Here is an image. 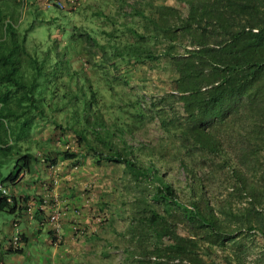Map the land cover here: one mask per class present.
Wrapping results in <instances>:
<instances>
[{"label": "trees", "instance_id": "16d2710c", "mask_svg": "<svg viewBox=\"0 0 264 264\" xmlns=\"http://www.w3.org/2000/svg\"><path fill=\"white\" fill-rule=\"evenodd\" d=\"M27 1L19 24L21 0H0V183L14 184L40 160L52 165L56 154L83 155L44 149L32 136L40 121L72 134L96 161L122 163L153 183L150 201L160 210L143 200L130 215L126 264H264V0H182L183 12L151 0H116L113 13L97 10L92 15L101 16L99 23L72 27L64 38V12L55 7L45 17L35 0ZM36 20L53 23L44 46L28 36ZM162 42L180 44L187 58L174 69L185 121L178 125L182 146L216 156L230 175L228 196L236 194L244 205L211 202L194 166L178 156L188 192L181 200L160 170L165 162L156 145L126 139L134 138L145 112L140 96L123 89L122 68L155 59ZM28 197L19 192L7 200L0 193V210L23 214ZM41 197L32 195L38 221L45 214L36 207ZM178 222L189 233L187 245L174 241ZM257 236L259 251L249 262L245 241Z\"/></svg>", "mask_w": 264, "mask_h": 264}, {"label": "rangeland", "instance_id": "374dc122", "mask_svg": "<svg viewBox=\"0 0 264 264\" xmlns=\"http://www.w3.org/2000/svg\"><path fill=\"white\" fill-rule=\"evenodd\" d=\"M35 1L45 17L52 16V11L55 7L64 12L63 17H60L66 19L67 27L66 31L61 32L62 38L67 36L72 27H86L95 22L99 23L102 20L101 16L92 15L97 10H102L104 14H111L116 7V0ZM126 1L131 2L132 0ZM151 1L153 4L173 5L182 12L185 8L182 0ZM27 7L28 1L21 0L19 24H24L23 20L26 17ZM123 8V10H126L128 6L124 4ZM46 26L53 28L52 21L45 24L36 20L33 28L29 31L30 41L37 40L40 46H44L47 42ZM186 64L187 58L180 44L174 46L170 43L162 42L155 59L129 65L130 68L128 67L127 70L122 68L127 79V86L123 87V89L140 96L139 105L145 112L144 119L140 121L133 134L134 138L126 135V139L131 143L136 140H142L156 145L162 154L161 160L165 162L163 163L165 166H160V170L163 172L164 178L173 185L181 200L187 198L188 192L185 189L186 176L184 170L177 162L178 156L194 166L197 174L201 177L206 195L211 202H221L225 206L229 200L232 208L244 205L246 201L241 197L239 198L236 194L228 196L229 191H232L229 184L231 181L230 175L226 171V167L220 165V161L216 156L206 150L186 148L181 144L182 135L179 134L178 125L179 127L180 123L185 125V121L181 102L177 99V93H175L177 81L174 79L176 76L174 69L176 67L182 68ZM170 92L175 94L170 95ZM160 96H164V98L159 100ZM150 102H153L154 105L152 106ZM148 106L149 109H147ZM148 110H153L152 116H150ZM58 117L59 114H56L57 119ZM161 118L167 122L166 127L160 124ZM32 136L45 142L42 145L44 149L55 148L62 150L66 148L83 154L82 156H77L76 160H70L51 153V156L55 155V159L54 163L48 166L49 168L41 160L39 165L37 163L38 170L45 168L50 173L42 172L41 174L45 173V175H42L41 182L28 181L37 186V192L43 193L41 199L45 198V203L42 209H45L46 220L49 213L52 211L57 212L58 231L54 229L55 227L50 222L48 223L51 230L49 237L57 246L58 244L66 243L67 239L70 240V243L77 242L79 238L82 240L89 233H97L98 228L100 227L101 230L105 225L112 226L113 229L118 231H125V223L129 220L130 215L138 213L135 210H139V207L143 205V200L150 202V204L155 205L160 210V206L157 203L150 201V195L154 189L150 180L135 177L134 173L127 170L122 163L105 160L96 161V156L92 157L90 153H84V145L77 143L75 137L69 132L37 121V126L33 129ZM36 154L39 157L43 156L39 151ZM12 161V158H10L8 163L2 168L3 173L8 171ZM24 174L28 175L25 172L19 173L20 176ZM19 185L22 186L21 190L23 191L25 184L22 181L17 180L14 184L8 185L12 194L16 195L21 191L18 189ZM71 186L75 189L74 195L77 196L76 199L79 201L74 203L75 201L72 202L74 199L69 197L70 202L73 204L69 205L73 216L67 231L64 232V230H61L60 218L67 213L68 202L66 201L65 204H62L61 200L65 199V197H61L60 191L62 187V190H68ZM24 204L26 209L23 215L28 219L33 216L34 205L29 199H26ZM219 214L221 215L222 212ZM12 219V214L0 210V227L4 231L12 227ZM174 230V241L187 245L190 236L186 228L178 222L175 224ZM15 231L19 232L17 229ZM125 234L123 232V236L119 235L112 240L115 243L113 244L114 246H110L111 255L106 256L108 259L106 264H126V255L123 247L128 244V240L127 234ZM109 235L111 236V234ZM166 240L167 238L163 237L162 241L165 242ZM255 242H259L258 236L252 242L245 241L250 248L247 255L249 262L255 258L259 251ZM8 246H12L10 245V240ZM27 257L29 256L26 255L24 258L27 259ZM90 258V264H105L103 259L98 256L90 255ZM182 264H185V262Z\"/></svg>", "mask_w": 264, "mask_h": 264}, {"label": "crops", "instance_id": "0c3cea01", "mask_svg": "<svg viewBox=\"0 0 264 264\" xmlns=\"http://www.w3.org/2000/svg\"><path fill=\"white\" fill-rule=\"evenodd\" d=\"M38 169L39 168L36 165V170L32 173H27L28 175L24 174L23 176L19 175V181H22L25 184L23 191L21 190L22 186L19 185L18 189L21 190L20 194H28L29 198L27 199L33 204H35V200H32V195L37 192V186L29 183L30 180L36 175L43 178L42 175H45V173H41L44 171L50 173L48 169ZM62 188L60 194L61 197L64 196L65 199H63L64 201L61 200V202L62 204H65L66 201L68 202L67 213L60 218L61 230H64L65 232L67 231L69 222L73 216L70 210L71 207L69 206L73 204L70 202L69 197L74 199L72 200V202L75 201L74 203H77L79 200L76 199L77 196L74 195L75 189H73L72 186L69 187L70 191L69 189L62 190ZM45 214L39 215L41 216V220L39 221L33 216L27 219L23 214H12V227L7 231H4L0 227V264H90V255L102 258L103 263L106 264L108 263L106 256L111 255L110 246L115 243H113L112 240L119 235L123 236V230L118 231L113 229L112 226L105 225L101 230L99 227L97 233H89L86 237H83L82 240L79 238L77 239V242L70 243V240L67 239L66 243L64 242L57 246L49 237V232H51V230L49 229V222H47ZM126 224L127 222L125 223V229L127 226ZM15 229L19 231V242L16 247L20 248V251L9 252L8 249L11 247L8 246L9 240ZM109 234H111V236ZM26 255L30 258H24Z\"/></svg>", "mask_w": 264, "mask_h": 264}, {"label": "built area", "instance_id": "2783aa9c", "mask_svg": "<svg viewBox=\"0 0 264 264\" xmlns=\"http://www.w3.org/2000/svg\"><path fill=\"white\" fill-rule=\"evenodd\" d=\"M55 1V0H54ZM57 3H59L57 1ZM0 193L6 196V199L9 200L10 196L13 195L12 192L9 190V186L8 185H4L0 183ZM45 203V198H42L38 203H37V207L38 208H42L44 206ZM48 222H50V224L53 225V227H55L54 229L56 231H58L59 228V224H57V212L56 211H52L51 213H49L48 218H47ZM58 240V238H57ZM19 242V236H18V232L14 231L11 235V239H10V245L12 246H17Z\"/></svg>", "mask_w": 264, "mask_h": 264}]
</instances>
